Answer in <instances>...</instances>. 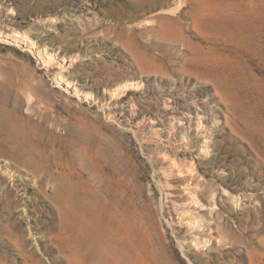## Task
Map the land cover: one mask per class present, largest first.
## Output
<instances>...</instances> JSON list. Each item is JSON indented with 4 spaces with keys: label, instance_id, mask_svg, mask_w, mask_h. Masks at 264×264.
Segmentation results:
<instances>
[{
    "label": "rangeland",
    "instance_id": "1",
    "mask_svg": "<svg viewBox=\"0 0 264 264\" xmlns=\"http://www.w3.org/2000/svg\"><path fill=\"white\" fill-rule=\"evenodd\" d=\"M207 2L218 88L162 30L191 22L181 0H0V264H264V0ZM168 159L193 163L194 189ZM65 178L96 244L53 206Z\"/></svg>",
    "mask_w": 264,
    "mask_h": 264
},
{
    "label": "bare ground",
    "instance_id": "2",
    "mask_svg": "<svg viewBox=\"0 0 264 264\" xmlns=\"http://www.w3.org/2000/svg\"><path fill=\"white\" fill-rule=\"evenodd\" d=\"M181 1H182V3H184V5L188 4V6H189L188 15H189V18L191 19V22L188 25H180V26H176V27H171V25H169L168 27H162V30H163L165 36L167 37V39H171L173 41H176L181 46V50L185 49L187 51V53L182 52L180 54L181 59H182V63H181L182 65H181L180 72H182V74H186V73L190 74L191 73V74L195 75L197 79L199 77H205L207 79H211V80H213L215 87L218 88V85L220 83V81H219L220 76H219L218 72H216V73L213 72V71H216L215 69H217V67H218L217 60L215 59L216 58L215 56H217V55L214 54V52L212 51V48L210 46L204 47L201 45V43L207 42L211 39H213V41H214L217 38H221L220 37L221 35H219V33H218L217 27L214 25L213 22L210 21L211 17H213L212 16L213 13L210 12V7L208 5L207 0H181ZM175 9H169L168 11L174 12ZM246 14H247L246 15L247 17L251 18V16L253 14H255V10L253 9L249 12H246ZM160 19L162 22H163V19L170 21V17L166 16V15H162L160 17ZM263 19L264 18L261 17V19L259 20L261 25L264 22ZM252 20H253V23L255 24L257 21V16L255 18H253ZM234 21L235 22L240 21V18L238 17V15H235ZM191 31H192V33H191ZM27 37L28 36H22V38L25 41L28 40ZM45 53H46L48 59L53 58L50 53H47V52H45ZM209 64H215L217 66L213 67L212 74H205L201 68L203 66H206ZM61 67H63V66H60V68ZM149 70H151V69L149 68ZM152 70L156 71V68L152 69ZM159 71H162V69H160ZM66 81L68 82L67 79H66ZM67 82H66V85L68 86L69 83H67ZM165 107H166V109H170L171 104H167V105H165ZM195 115L197 116V122H199V123H197L196 130L202 131L204 129L203 127H201L203 125H200V122H201L200 119L202 118V115H200L199 112H196ZM171 116H172L173 120L176 118H177V120L183 119L182 117H177L174 114ZM179 124L180 125L176 127V125H174V123H173L172 128L173 129L177 128L180 130V132L182 133L181 139L183 141L189 137V133H188V130H186V131L184 130L180 121H179ZM207 142H208L207 139H205L202 146L206 147L208 144ZM202 152L206 155V157H208V155L210 153L209 151H202ZM166 159H167V157H166ZM208 160H211V159H208ZM168 162H169V168L171 167V169H175L178 172V174L184 175L183 176L184 179L189 180V182L186 183L187 184L186 187L193 188V189L196 187V185H194V182H195L194 171L195 170L193 167L194 165L191 161L187 167L185 166L186 164L182 165L181 163L176 162V161L171 160V159H168ZM168 162H166V163H168ZM183 166H185L186 168ZM223 178L224 177H219V180L222 181ZM40 180H37L36 177H33L32 182L34 184H38V182ZM39 184H41V183H39ZM65 186L69 189L68 193L66 195L57 194L55 196V201L56 202L58 201V202L57 203L55 202V204L53 206L56 207V209L58 211L57 213L61 217L60 219L64 220L65 227H68L69 229L72 227L73 231H75V232L77 231L80 234L79 240H78V242H79L78 247L79 248H84L85 246L88 247L92 244H96V242L98 240L99 229H98V215H97V211H96L95 207H87L85 205V201H82L81 197L79 196L76 184L70 178H65ZM213 192H215V191H212V199H214V196H215V193H213ZM225 195H227V194H225ZM231 200H232L235 208H237L240 205V204H238V201L236 200L235 196H231ZM214 204H215L214 201H212V203L210 201L209 208H207V209L209 210L210 215H213L214 217L215 216L218 217L219 216L218 211L215 210V207H212V206H215ZM23 213L24 212L22 210V214ZM216 220L212 221L211 228H212V226H214L215 228L220 230L221 228L225 227V226H223L224 224L219 223ZM68 222H70V223H68ZM196 227H197V224H196L195 228ZM201 229L203 230V228H201ZM73 237H75V236L73 235ZM195 240L196 241L193 244L197 248L200 241H197L196 238H195ZM20 242H22V241H20ZM208 242H210L209 238H207V239L205 238V240L202 241V243L204 245H206ZM74 244H76V243H74ZM100 247H101L100 245L96 246L95 250L97 252H99ZM48 249H50V246L48 247ZM72 254H74V253L72 252ZM102 255L104 256L103 257L104 261L107 262V258H109L108 251L104 250L102 252ZM73 256H75V255H73Z\"/></svg>",
    "mask_w": 264,
    "mask_h": 264
}]
</instances>
